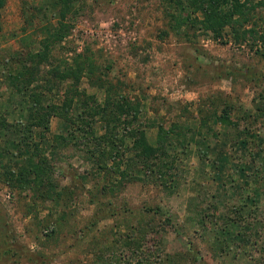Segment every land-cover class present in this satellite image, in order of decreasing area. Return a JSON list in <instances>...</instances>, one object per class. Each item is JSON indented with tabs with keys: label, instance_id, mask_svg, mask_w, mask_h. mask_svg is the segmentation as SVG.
Wrapping results in <instances>:
<instances>
[{
	"label": "rangeland",
	"instance_id": "374dc122",
	"mask_svg": "<svg viewBox=\"0 0 264 264\" xmlns=\"http://www.w3.org/2000/svg\"><path fill=\"white\" fill-rule=\"evenodd\" d=\"M0 264H264V0H0Z\"/></svg>",
	"mask_w": 264,
	"mask_h": 264
},
{
	"label": "trees",
	"instance_id": "16d2710c",
	"mask_svg": "<svg viewBox=\"0 0 264 264\" xmlns=\"http://www.w3.org/2000/svg\"><path fill=\"white\" fill-rule=\"evenodd\" d=\"M236 2V1H235ZM231 13V12H230ZM26 91H27V89H23V94H25L26 93ZM29 104V103H28ZM31 108H29L28 109V111L30 110ZM121 113H123V111H121ZM32 114H33V112H32ZM37 114H39V113H37ZM46 115V114H45ZM42 116V115H41ZM32 115H31V113L30 114H28L27 115V118H26V122H28L26 125H25V127L27 128V127H30V125L32 124V126L33 125H35V123H32ZM42 118H43V116H42ZM141 138V137H140ZM137 145H139V153H141L140 154V158H148V157H150V158H152L151 156H153V155H156V153L158 152L157 150H155V149H153L144 139H140V141H137ZM32 162V161H31ZM31 162H30V166L32 165L31 164ZM33 168L35 169V173H36V176L38 177V178H40L41 179V177H40V169H39V165H36L35 164V166H33ZM30 169V168H29ZM25 171H23V181L25 182V183H29V181H30V179H29V177L28 178H26V175H28L27 173H26V169H24ZM29 173V172H28Z\"/></svg>",
	"mask_w": 264,
	"mask_h": 264
}]
</instances>
